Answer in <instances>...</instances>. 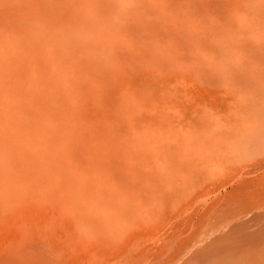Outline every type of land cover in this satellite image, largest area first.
Returning a JSON list of instances; mask_svg holds the SVG:
<instances>
[{"label": "rangeland", "instance_id": "374dc122", "mask_svg": "<svg viewBox=\"0 0 264 264\" xmlns=\"http://www.w3.org/2000/svg\"><path fill=\"white\" fill-rule=\"evenodd\" d=\"M0 94V264H264V0H0Z\"/></svg>", "mask_w": 264, "mask_h": 264}, {"label": "bare ground", "instance_id": "6f19581e", "mask_svg": "<svg viewBox=\"0 0 264 264\" xmlns=\"http://www.w3.org/2000/svg\"><path fill=\"white\" fill-rule=\"evenodd\" d=\"M12 90H14V88H12ZM14 91L19 92L18 89L14 90ZM15 98H17V97H15ZM22 100H23V98H22ZM15 102H16V100H14L11 96H4L3 95V97H0V117L2 119V126L3 127L4 126H6L8 128H11L12 127V124H13L12 121H13V118L16 117V114L15 113L17 111L16 106H15ZM1 135H0V147L4 146V149H5V147H8L9 146V143L11 142V140L13 138L12 137H9L8 135H10V134L7 133V132H4V134L2 136Z\"/></svg>", "mask_w": 264, "mask_h": 264}]
</instances>
